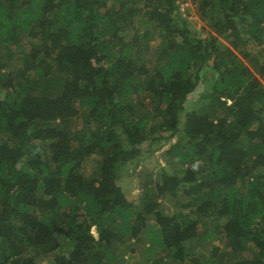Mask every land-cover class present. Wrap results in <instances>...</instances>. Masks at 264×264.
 <instances>
[{
  "label": "trees",
  "instance_id": "trees-1",
  "mask_svg": "<svg viewBox=\"0 0 264 264\" xmlns=\"http://www.w3.org/2000/svg\"><path fill=\"white\" fill-rule=\"evenodd\" d=\"M193 3L203 36L175 0H0V264H122L111 247L141 231L164 264H264V64L245 52L264 0ZM167 144L183 170L128 201L121 178Z\"/></svg>",
  "mask_w": 264,
  "mask_h": 264
},
{
  "label": "rangeland",
  "instance_id": "rangeland-1",
  "mask_svg": "<svg viewBox=\"0 0 264 264\" xmlns=\"http://www.w3.org/2000/svg\"><path fill=\"white\" fill-rule=\"evenodd\" d=\"M194 0H175V5L177 6V13L179 14L181 19H184L185 25L193 32H199L201 36H203L202 30H207L208 28L204 25V23L198 18L196 14L195 4L193 3ZM135 25L134 29L137 30V27H139L138 24H136V19L134 20ZM185 27V26H184ZM134 32L133 30H128L124 35L122 34L121 39L115 40V44L117 46H121L123 42H127L131 39ZM241 35L244 37L246 36L245 30L242 27L241 28ZM261 39H255L250 38V40L247 42V48L245 52H248L250 56L254 57L257 62H260L261 64H264V34ZM176 39L179 40V37L176 35ZM168 37H160L158 34V31L154 29V31L151 33V35L148 38H145L143 41L147 43L150 49L156 48L160 45L166 46ZM222 41V40H221ZM221 45L224 47L226 46V43L224 41L221 42ZM142 50V49H141ZM143 51V50H142ZM140 51V52H142ZM144 52V51H143ZM143 53H140V57ZM242 58V61L248 65V58H243L242 55H240ZM4 62L5 58H1L0 62ZM253 69V68H251ZM201 89V88H200ZM141 94V96H144ZM199 106L198 100L193 99V101L189 102V107L196 109ZM188 107V108H189ZM190 109V108H189ZM82 120L79 117L72 118L68 122V129L71 131L80 128L82 125H84ZM177 138H173L170 140L169 144H172L175 142ZM164 146L161 150H158L154 152L153 155H144L140 160L138 161V164L136 165L134 171L132 170V173L129 175H125L123 178H121L119 185L123 189V193L125 194L128 201L136 204H141V200L143 197H145L144 193L145 191L148 193L154 187V184L158 181L159 177V169L161 167L165 168V171L167 173L171 174H179L183 168H181L179 165L174 166H166L164 160L162 159V152L165 151L168 148V145ZM98 158V157H97ZM89 166H87L84 169L85 173L89 172ZM130 171V169H129ZM146 184H148L146 186ZM144 187L146 188L144 191ZM155 199V198H154ZM181 196L178 195L176 199L177 206H179V203L181 202ZM148 201L153 200L152 198L148 199ZM173 203V202H172ZM162 204H165V206L168 208V210H173L174 207L169 201H163ZM149 223L151 222L148 220ZM207 231V230H206ZM64 231H59V234L57 235V241L58 245L56 249L49 254V257H52L53 255H61V256H67L70 251V245L67 243L65 238L63 237ZM204 234V230L203 233ZM201 234V235H202ZM218 239V243H222L223 240L221 237H218V235H215ZM217 242L212 241L209 238L204 239V243H200L199 241H195L190 255L196 256L201 263L205 262V259L209 257L212 254L213 248L215 245L218 244ZM153 245L150 241V238L148 235L145 234L144 231H141L139 235H137L135 238H125L123 241V244L116 243L111 247V251L114 252V255L116 257H119L120 259H123L122 264H164L165 258H163V254L159 252L158 249H153ZM222 250V249H221ZM46 258L42 261V263H46ZM188 264V263H187Z\"/></svg>",
  "mask_w": 264,
  "mask_h": 264
}]
</instances>
